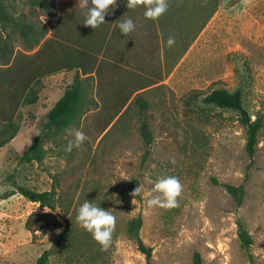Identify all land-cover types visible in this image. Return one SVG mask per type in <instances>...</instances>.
<instances>
[{
  "label": "rangeland",
  "instance_id": "374dc122",
  "mask_svg": "<svg viewBox=\"0 0 264 264\" xmlns=\"http://www.w3.org/2000/svg\"><path fill=\"white\" fill-rule=\"evenodd\" d=\"M72 1L51 0L61 17ZM8 4L14 15L30 10L27 0H8ZM168 4L152 31L143 27L147 21L143 19L133 32L143 42L142 68L163 79L142 91L147 109L134 104L102 131L100 120L108 106L104 99L111 97L116 82L93 75L86 81L92 104L75 124L47 143L42 162L21 163V155L77 71L44 78L35 86L36 101L20 108V130L0 148V264H35L51 247H56L51 264H146L145 254L126 232L127 221L139 214L141 237L153 247L152 264H193L196 252L203 264H250L238 239L239 217L254 236L251 250L256 263L264 264V127L252 161L237 111L186 102L194 91L202 97L215 88H240L252 117L264 119V0H168ZM35 14L49 25V36L51 11L39 7ZM169 36L175 37L171 47ZM1 39L8 41L10 50H5L7 55L0 51V70L13 63L17 52L32 54L42 45L41 41L31 46L11 27L0 30ZM143 120L150 123L154 138L146 161ZM76 129L87 138L67 152ZM10 175L36 190H56L58 209L45 211L18 192L6 196L14 188ZM162 175L181 182L175 207L147 203L159 195L152 190ZM226 183L244 185L246 195L239 208ZM137 187L141 194L134 196ZM86 200L115 217L109 247L103 250L92 234L86 244L87 230L79 224L77 244L57 246L68 220H76ZM30 218L39 228L35 233L27 229ZM91 245L100 254L96 263L82 256Z\"/></svg>",
  "mask_w": 264,
  "mask_h": 264
},
{
  "label": "trees",
  "instance_id": "16d2710c",
  "mask_svg": "<svg viewBox=\"0 0 264 264\" xmlns=\"http://www.w3.org/2000/svg\"><path fill=\"white\" fill-rule=\"evenodd\" d=\"M27 1L30 4L29 12L14 15L9 9L8 0H0V30L11 27L31 46L42 41V45L37 51L32 54L17 52L13 63L0 70V148L11 142L18 134L21 127L18 118L20 108L24 103L36 101L37 91H39L35 90L36 85L41 83L44 78L61 71L77 72L73 82L48 111L39 133L21 155L19 160L21 163L42 162L48 154L47 143L58 138L68 127L75 124L78 117L86 111L90 103L92 104L94 100L88 94L86 81L93 76V72L103 81L107 57L112 55L111 52L118 50V46L124 42L134 43L135 38L132 33L127 36L123 35L117 26L118 23L131 17L137 28L136 20L147 19L143 15L145 9L142 6L136 9H127L125 0H117V6L106 14L105 22L94 30L91 26L83 24L86 11L85 0H73L65 10L63 17L57 13V9L52 7L51 0ZM91 6V0H89V7ZM39 7L51 11L53 31L49 36V25L35 14ZM155 21L147 19L144 21L143 27L152 31L156 26ZM5 39L0 41V51L7 55L5 50H10V46ZM162 80L161 76L154 79L149 78L144 82V85L131 91L117 89L112 92V99L111 97L104 99L105 105L108 104V106L103 108L104 111L102 110L104 117L100 120V129L106 130L117 117L115 122L134 104L139 105L143 110L147 109L148 105L142 92L134 97L133 93ZM200 97L201 94L198 91L191 92L186 102L188 105H198L197 103L201 101L210 108L231 109L239 113L240 122L247 133L246 150L253 161L257 151L259 133L264 127V119L262 116L252 117L245 106L243 91L240 88L232 91L220 87ZM141 133L146 146L143 160L146 161L151 153L154 139L150 123L147 120L141 122ZM8 177L14 188L6 196L18 192L30 201L40 203L44 208L53 211L58 209L60 197L56 190H36L18 183L12 175ZM224 187L233 197L236 208H239L246 195L244 185L226 183ZM42 214L48 215L49 213ZM62 217L68 219L66 215H62ZM68 221L56 241L57 246L58 244L69 246L77 244L78 223L76 220L71 223L70 220ZM237 225L241 247L245 250L250 264H257L251 250L255 243L254 236L240 217L237 218ZM26 226L32 233L39 229L32 225L31 218L27 221ZM142 226L143 217L139 214L127 221L126 232L136 241L138 249L145 254L146 264H152L153 247L147 245L141 237ZM90 236L91 233L87 231L86 244H89ZM55 248L45 249L35 264H51ZM82 256L88 263H96L100 258L97 248L93 245H91V250L83 253ZM193 264H203L200 252L194 254Z\"/></svg>",
  "mask_w": 264,
  "mask_h": 264
},
{
  "label": "clouds",
  "instance_id": "9594fccd",
  "mask_svg": "<svg viewBox=\"0 0 264 264\" xmlns=\"http://www.w3.org/2000/svg\"><path fill=\"white\" fill-rule=\"evenodd\" d=\"M125 3L127 9H136L142 6L145 9L144 17L151 20H157L166 13L169 7L168 0H125ZM91 5L89 7V0H85L86 11L83 24L91 26L95 30L105 22L106 14L117 6V0H91ZM117 26L125 36L133 33L136 29V24L131 17L120 21ZM174 43L175 37L169 36L167 45L171 47ZM72 135L73 139L69 140L65 148L67 152H71L73 148H79L87 138L86 134L79 129L74 130ZM152 191L159 195L151 196L147 200L149 207L171 208L178 203L177 197L182 192V185L177 177L162 175L154 184ZM140 194V189L137 187L133 195ZM44 210L49 211L46 208ZM76 221L92 234L93 239L99 243L103 250L109 247L115 226V217L110 211L86 200L77 210Z\"/></svg>",
  "mask_w": 264,
  "mask_h": 264
},
{
  "label": "crops",
  "instance_id": "0c3cea01",
  "mask_svg": "<svg viewBox=\"0 0 264 264\" xmlns=\"http://www.w3.org/2000/svg\"><path fill=\"white\" fill-rule=\"evenodd\" d=\"M140 20L141 19L136 20L137 23H139ZM141 22H143V19ZM133 37L135 38L133 44L124 42L118 46V50L112 51V55L107 57L103 75L104 77L108 76L109 79L116 82V85L112 87V92H115L117 89L131 91L141 86L147 79L158 77L154 76L152 73L147 74L142 68L141 58L144 59L143 42H140L136 36ZM138 50L141 52L139 53ZM108 68L110 72H108ZM92 74L96 75L94 72ZM140 79L145 81L143 82ZM145 88L146 87L135 91L133 97L144 91Z\"/></svg>",
  "mask_w": 264,
  "mask_h": 264
}]
</instances>
